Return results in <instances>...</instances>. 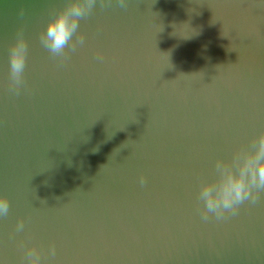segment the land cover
Listing matches in <instances>:
<instances>
[{
  "label": "water",
  "instance_id": "obj_1",
  "mask_svg": "<svg viewBox=\"0 0 264 264\" xmlns=\"http://www.w3.org/2000/svg\"><path fill=\"white\" fill-rule=\"evenodd\" d=\"M63 2L0 0V264H25L21 240L40 264H264V194L225 221L196 211L198 177L264 129V0L97 5L59 66L39 32Z\"/></svg>",
  "mask_w": 264,
  "mask_h": 264
},
{
  "label": "clouds",
  "instance_id": "obj_2",
  "mask_svg": "<svg viewBox=\"0 0 264 264\" xmlns=\"http://www.w3.org/2000/svg\"><path fill=\"white\" fill-rule=\"evenodd\" d=\"M113 0H64L60 7L48 9V18L39 32L41 45L49 57L59 66H63L79 47L85 43L80 29V21L88 18L96 9L111 6ZM115 3L127 9L128 0H115ZM24 17L23 10L19 13ZM163 30V27H162ZM161 30V31H162ZM8 56V91L19 95L27 88L26 66L28 43L23 26L15 29L14 38L7 49ZM96 59L103 61V56L96 53ZM140 184L145 177L141 174ZM196 191V211L202 222L225 221L238 215L244 205H256L264 194V129L251 136L246 142L235 147L228 158L217 157L210 175L199 176ZM9 214L7 198L0 197V216ZM23 220H18L16 233L24 230ZM25 264H40L41 250L19 241ZM48 254L54 256V244L49 245Z\"/></svg>",
  "mask_w": 264,
  "mask_h": 264
}]
</instances>
